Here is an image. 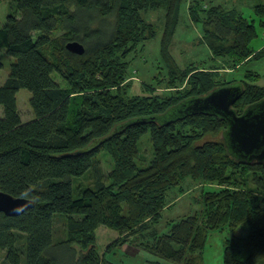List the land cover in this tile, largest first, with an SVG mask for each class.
<instances>
[{
  "label": "trees",
  "instance_id": "1",
  "mask_svg": "<svg viewBox=\"0 0 264 264\" xmlns=\"http://www.w3.org/2000/svg\"><path fill=\"white\" fill-rule=\"evenodd\" d=\"M184 1L16 0L0 27V48L14 59L0 86V191L32 200L34 207L19 216L0 212L4 264H112L98 250L101 226L120 236L108 252L130 242L171 264H203L211 232L247 227L245 235L225 240L223 264H264V164L230 155L223 137L227 122L218 116L162 118L188 99L236 83L244 89L234 105L239 114L264 100L253 71L241 80L219 81L222 70L264 59V47L253 49L257 27L238 9L192 0L189 15L202 23L212 58L222 63L181 68L170 46ZM160 9L168 73L158 80L165 93L142 83V93L131 94L129 57L158 34L144 13ZM254 13L264 26V4H256ZM70 42L82 44L85 53L69 52ZM21 89L32 94L35 118L27 123L17 104ZM147 133L150 162L139 149ZM94 141L100 143L80 153ZM101 151L112 158L110 172L101 166ZM87 176L91 183L75 197L74 178ZM188 179L202 187L203 208L169 221L160 233L170 193L179 187L184 194ZM57 217L66 219L59 241Z\"/></svg>",
  "mask_w": 264,
  "mask_h": 264
},
{
  "label": "rangeland",
  "instance_id": "2",
  "mask_svg": "<svg viewBox=\"0 0 264 264\" xmlns=\"http://www.w3.org/2000/svg\"><path fill=\"white\" fill-rule=\"evenodd\" d=\"M192 0H185L180 12V21L174 35L173 41L170 46V53L183 68L190 63L200 64L204 66H214L218 63H222L220 59L215 60L212 58V53L209 46L203 39V25L202 23H195L192 21L188 7ZM207 5L209 4H221L227 8H236L242 12V14L249 20L254 21L258 37L252 42L253 49L259 51L264 47V26L260 25V18L254 13V6L259 3L264 4V0H203ZM16 7V0H0V27H2L6 21L8 14ZM165 12L163 9L151 10L144 13V17L147 21L157 25V36L145 43L144 48L138 49L132 53L129 57L131 60L130 72L132 73L131 82L132 90L131 94L142 93V83H153L156 87V94L163 95L165 93V83L158 80L165 78L168 73L165 62L163 61L161 54V42L164 34V19ZM3 63V67L0 68V86L6 81L10 74L11 63L14 61L9 55H2L0 58ZM246 71H253L260 75L255 82L256 85L264 87V59L253 60L247 65L237 69L236 71L222 70V75L219 81H231L233 79L241 80ZM53 78L59 82L62 87H66L67 84L58 73H53ZM158 83V84H157ZM31 92L27 89H21L17 94V104L21 114V118L24 123L30 122L35 118V114L30 105ZM4 116L3 106L0 105V117ZM141 159L150 162L153 157L152 143L150 140V134L147 133L143 136L139 143ZM98 159L101 162V166L105 172H110L113 169V161L111 156L106 151H101L98 155ZM75 197L78 196L79 187H86L91 183L89 176L86 178L78 177L73 180ZM186 192L182 194L179 187L173 190L169 195L171 207L163 212L161 222L157 228L160 233L168 231L167 223L172 220H178L189 214L199 212L202 208L201 194L202 187L197 184H193L192 180L188 179L183 185ZM188 187L189 189L187 190ZM205 189H209L208 186ZM65 217H57L55 219V232L56 236L54 240L59 241L65 238ZM248 232L247 227H241L235 231L230 229H224L220 231H213L209 235V239L206 245V249L203 253V264H223V252L225 240L234 235L243 236ZM97 246L101 254L107 252V260L112 264H158L159 262L164 264H171L164 262L156 256L145 251L136 244L126 243L122 246L112 247L110 252L107 251L108 247L117 239H119V233L108 227L101 226L97 232ZM5 254L0 252V264H4Z\"/></svg>",
  "mask_w": 264,
  "mask_h": 264
},
{
  "label": "water",
  "instance_id": "3",
  "mask_svg": "<svg viewBox=\"0 0 264 264\" xmlns=\"http://www.w3.org/2000/svg\"><path fill=\"white\" fill-rule=\"evenodd\" d=\"M67 49L77 55L85 53L84 46L79 42L68 43ZM243 93L240 83L219 87L206 96L182 102L162 118L174 120L194 114L218 116L227 122L223 137L230 155L242 163L264 164V100L247 107L239 114L234 105ZM98 143L100 141H94L80 153L88 151ZM33 207L32 200L16 198L0 191V212L7 216H19Z\"/></svg>",
  "mask_w": 264,
  "mask_h": 264
},
{
  "label": "crops",
  "instance_id": "4",
  "mask_svg": "<svg viewBox=\"0 0 264 264\" xmlns=\"http://www.w3.org/2000/svg\"><path fill=\"white\" fill-rule=\"evenodd\" d=\"M5 54H6L5 50H3V49L0 48V58H1L2 55H5ZM0 61H1V60H0ZM4 83H5V82H4ZM4 83H3V84H4ZM22 121H23V120H22ZM170 205H171V203H170ZM224 244H225V243H224Z\"/></svg>",
  "mask_w": 264,
  "mask_h": 264
}]
</instances>
